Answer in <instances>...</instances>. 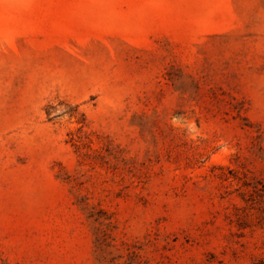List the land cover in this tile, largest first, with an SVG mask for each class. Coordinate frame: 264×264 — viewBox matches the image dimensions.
Returning <instances> with one entry per match:
<instances>
[{"label":"rangeland","instance_id":"1","mask_svg":"<svg viewBox=\"0 0 264 264\" xmlns=\"http://www.w3.org/2000/svg\"><path fill=\"white\" fill-rule=\"evenodd\" d=\"M0 264H264V0H0Z\"/></svg>","mask_w":264,"mask_h":264}]
</instances>
